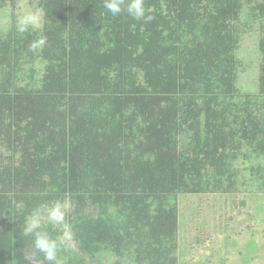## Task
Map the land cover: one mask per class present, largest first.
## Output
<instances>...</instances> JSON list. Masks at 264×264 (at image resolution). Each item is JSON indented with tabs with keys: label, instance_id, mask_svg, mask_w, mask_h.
<instances>
[{
	"label": "trees",
	"instance_id": "1",
	"mask_svg": "<svg viewBox=\"0 0 264 264\" xmlns=\"http://www.w3.org/2000/svg\"><path fill=\"white\" fill-rule=\"evenodd\" d=\"M30 3L41 25L0 26V264H43L24 220L57 200L66 264H181V196L264 191V0H146L148 24L103 0ZM252 31L248 91L238 49Z\"/></svg>",
	"mask_w": 264,
	"mask_h": 264
},
{
	"label": "rangeland",
	"instance_id": "2",
	"mask_svg": "<svg viewBox=\"0 0 264 264\" xmlns=\"http://www.w3.org/2000/svg\"><path fill=\"white\" fill-rule=\"evenodd\" d=\"M27 12H38L30 0L0 14V26L19 21ZM255 31V30H254ZM242 39L238 55L243 63L239 85L255 91L259 75L258 32ZM181 264H264V191L248 186L237 194H188L179 200ZM73 245L72 241H67ZM75 245H73L74 247Z\"/></svg>",
	"mask_w": 264,
	"mask_h": 264
},
{
	"label": "clouds",
	"instance_id": "3",
	"mask_svg": "<svg viewBox=\"0 0 264 264\" xmlns=\"http://www.w3.org/2000/svg\"><path fill=\"white\" fill-rule=\"evenodd\" d=\"M106 14L112 17L127 15L137 22L148 24L154 16L146 7V0H103ZM41 21L38 12H27L20 17L16 31L20 34L34 29ZM47 46V37L40 35L28 44V51L37 54ZM68 208L62 201H53L40 205L30 211L24 220L23 234L31 238V257L33 260L42 258L43 264H66L62 258L67 241L74 238L71 226L67 222ZM49 227L59 229L60 235L54 237Z\"/></svg>",
	"mask_w": 264,
	"mask_h": 264
}]
</instances>
